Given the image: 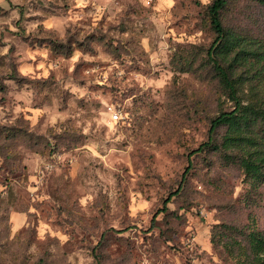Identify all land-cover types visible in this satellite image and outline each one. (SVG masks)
<instances>
[{"label": "rangeland", "instance_id": "1", "mask_svg": "<svg viewBox=\"0 0 264 264\" xmlns=\"http://www.w3.org/2000/svg\"><path fill=\"white\" fill-rule=\"evenodd\" d=\"M211 1L0 0V264H245L264 174L198 149L234 107ZM222 18L264 48V0Z\"/></svg>", "mask_w": 264, "mask_h": 264}, {"label": "trees", "instance_id": "2", "mask_svg": "<svg viewBox=\"0 0 264 264\" xmlns=\"http://www.w3.org/2000/svg\"><path fill=\"white\" fill-rule=\"evenodd\" d=\"M227 4L228 0H212L208 5L211 23L217 35L207 54L218 73L226 97L233 101L234 107L220 111L211 120V132L217 131L223 124L227 125L221 141L216 142L211 136L198 149L205 145L217 150L235 149L246 174L259 177L264 174V140H258L259 132L254 125L259 124L264 130V94L259 95V90L255 92L251 76L264 70V48L260 40L246 38L224 24L222 11ZM252 69L253 73L250 74ZM166 207L167 201L162 210ZM249 237L252 252L246 254L245 264H263L264 232L251 230Z\"/></svg>", "mask_w": 264, "mask_h": 264}, {"label": "built area", "instance_id": "3", "mask_svg": "<svg viewBox=\"0 0 264 264\" xmlns=\"http://www.w3.org/2000/svg\"><path fill=\"white\" fill-rule=\"evenodd\" d=\"M115 116H118V114L116 113Z\"/></svg>", "mask_w": 264, "mask_h": 264}]
</instances>
